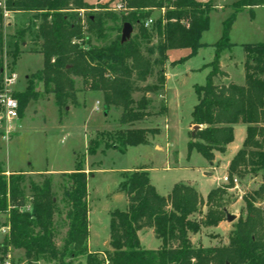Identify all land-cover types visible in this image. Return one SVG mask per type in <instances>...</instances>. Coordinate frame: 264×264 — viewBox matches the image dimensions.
<instances>
[{
	"label": "trees",
	"instance_id": "16d2710c",
	"mask_svg": "<svg viewBox=\"0 0 264 264\" xmlns=\"http://www.w3.org/2000/svg\"><path fill=\"white\" fill-rule=\"evenodd\" d=\"M233 14L222 24L220 39L213 45L212 61L203 86L194 88L197 103L191 113V126L200 130L189 131L188 151L195 150L204 160L212 162L214 154H223L234 139V126H246L242 148L228 167V184L211 190L203 199L191 186L175 184L167 197L158 195L150 184L145 169L126 173L119 185L127 201L125 211L115 210L109 219V247L111 252L88 251L89 221L86 173L76 162L71 173L62 174L69 186L64 193L66 232L62 246L55 243L54 215L58 213L51 181L45 179L40 187L32 186L29 198L31 211H22L25 198L18 183L23 175L6 177L0 171V214H7L8 232L4 237V252L12 248L23 250L27 264H36L40 256L48 255L57 264H264V219L255 206L264 197V185L243 198L244 214L239 216L231 231L228 244L222 247H193L188 234H197L202 228L216 227L225 218L223 197L233 188L235 176L260 174L264 181V39L255 45L243 46L244 84H214V78L227 77L221 70L219 58L229 50L231 27L236 15L264 7V0H239L232 6ZM91 9L84 0H0V82L3 75L4 13L36 14L41 18L38 35L42 40L40 54L42 69L34 74L44 89L52 85L55 105L66 107L67 99L75 102L73 77L80 78L85 89L102 95L104 108L121 109L119 124L132 127L150 116L165 114V105L157 113L148 110L147 93L164 92L166 85L165 62L169 50L188 49L190 56L202 47V33L209 28L210 3L196 0H121V19L138 28V36L114 42L99 48L84 49L80 11ZM163 11L151 29L143 24L155 11ZM110 15V14H108ZM86 30H98L102 18L91 14L86 19ZM158 36L151 45L150 32ZM74 40L76 42H74ZM156 55V56H155ZM155 56V57H154ZM15 61V60H14ZM149 78L154 81L140 87ZM28 80V78H27ZM135 93L143 95L134 100ZM14 98L17 114L27 102L36 100L32 85ZM159 134L155 129L127 128L115 132L112 148L123 154L128 147L148 145L149 137ZM100 136V133L98 134ZM97 136V137H98ZM93 145V147L91 146ZM100 144L92 141L87 156L96 153ZM206 206L202 220L190 219ZM151 229L161 242L158 250H143L138 232ZM85 256L84 263L76 262Z\"/></svg>",
	"mask_w": 264,
	"mask_h": 264
},
{
	"label": "rangeland",
	"instance_id": "374dc122",
	"mask_svg": "<svg viewBox=\"0 0 264 264\" xmlns=\"http://www.w3.org/2000/svg\"><path fill=\"white\" fill-rule=\"evenodd\" d=\"M197 1L210 3L214 7L209 12V28L201 39V43L207 46L197 50L192 56L188 49L167 52L164 92L146 94L150 101L149 112L157 113L164 103L165 114L150 116L132 127L121 126L119 124L121 109L113 106L105 109L99 95L85 89L80 78H72L75 102L72 103L70 99H67L65 108L57 107L54 95L51 93L52 85H49L46 90L43 83L34 77L43 65L42 56L39 54L42 40L38 35L41 18L32 13H4L3 75L14 72L19 77L20 88H23V91L16 88L12 94L13 97L19 96L32 85V91L37 95V99L29 100L23 112L21 111L20 117L14 120L16 122L24 115L25 130L22 131L15 125L6 135L0 127V171L6 177L11 174L23 175L18 183L19 190L25 198L22 211H31L29 198L32 194V186L40 187L45 179L51 181L58 210V213L54 215L55 243L58 248H61L62 238L66 232L64 193L69 186L68 179L62 174L73 172L76 162L80 163L81 169L90 174L87 180L88 251L91 248L93 251L101 250V253L111 252L109 247L110 213L115 210L125 211L127 208L126 197L119 190L125 171L141 168L147 172L151 170L152 179L155 182L156 177L163 178L164 173H160V169L166 164L173 166L177 163L195 167L207 162L195 150L189 152L187 149L188 132L194 131V126L190 125L191 113L197 103L194 88L205 84L208 72L203 66L212 61L213 45L221 37L222 24L233 14L232 6L239 0ZM84 2L91 9L78 13L84 36L88 38V41L83 40L81 46L84 49L99 48L121 39L124 25L121 19L124 12L119 10L121 0H84ZM215 6H221V8L218 9ZM91 14H99L102 22L98 30L88 32L86 19ZM162 14L163 11L155 10L149 18L155 22ZM132 29L129 39L138 36V28L132 26ZM150 35L151 45L156 46L159 39L155 30H152ZM263 35L264 8L252 9L251 13L245 9L236 15L229 34V43L232 47L222 51L219 58V63L221 62L224 69L231 74L234 83H243L244 80L242 47L261 43ZM25 75L26 78H24ZM153 81V78H149L146 83H140L139 86L144 87ZM142 95V93H135L133 99L138 100ZM3 118L0 108L2 127L5 121ZM62 126L66 127V131L60 130ZM127 128H157L159 134L149 137L148 141V145L155 149L153 150L151 146L130 147L123 154L112 148L108 149L115 143V132ZM99 133L100 136H98ZM3 136H8L11 141H2ZM92 141L100 146L94 155H86L83 159ZM8 170L15 171L6 172ZM18 170L22 172H17ZM223 173V169L217 170L214 178H221ZM189 175L187 170L169 171L165 174L166 182L174 177L183 179ZM235 178L237 183L233 188L228 189L223 197L226 211L234 215L235 220L228 223L224 218L220 222V228L214 229L220 225L219 223L216 227L202 228L198 235L189 233L188 238L193 247L226 246L235 222L239 216H245L243 198L258 190L262 184L264 185L260 174L246 175L242 178L235 176ZM223 186H227V183L221 182L217 188ZM255 206L262 211L264 219V197L258 200ZM206 212L207 207L203 206L200 208V214H193L190 219L202 220ZM7 219V214H0V264H27L23 250L9 248L4 252L2 248L4 237L8 232ZM141 238L147 249L157 244V240L150 231L145 232ZM105 241L106 244L103 245ZM84 261L85 256H80L76 260L81 263ZM36 264L57 263L50 256L44 255L38 258Z\"/></svg>",
	"mask_w": 264,
	"mask_h": 264
},
{
	"label": "crops",
	"instance_id": "0c3cea01",
	"mask_svg": "<svg viewBox=\"0 0 264 264\" xmlns=\"http://www.w3.org/2000/svg\"><path fill=\"white\" fill-rule=\"evenodd\" d=\"M215 7L218 8V9L221 8V6H218V7L215 6ZM262 8H264V7H262ZM204 33H202V35ZM202 35H201V39H202ZM201 39H200V43H201ZM263 39H264V35H263ZM201 45H202V47L200 49H202V48L207 46V45H205L203 43H201ZM244 57H245V55L243 53L242 66L244 64ZM220 68L227 75V77L226 78L225 77L214 78V80H213L214 84H218V85H227L229 83H233V84H236V85H243L244 84V80L245 79L243 80V83H241V82L240 83H234V80L232 79L231 74L227 70L224 69V67H223L221 62H220ZM164 69H165V66H164ZM205 70L207 72H209L210 69L206 68ZM243 71H244V68H243ZM165 76H166V73H165ZM24 78H26V75L24 76ZM19 81L20 80H19V77H18V82H17V84L15 86V89L19 88V89H21L20 91H23V88H20L21 86H20V82ZM96 93L102 99V95L100 93H98V92H96ZM15 125L18 126V129H20L22 131L25 130V127H24V125H25V123H24V115H22V117L18 121H16V122L14 121L13 123L10 122L9 124H7L4 121V127H2L1 123H0V127L2 128L3 132L7 131V127L8 126H11V131H12V128L15 127ZM61 128L62 129H60V130L66 131V127L65 126H62ZM245 137H246V126H244V125H236V126H234V139H233V141L227 146L225 153H223V154L215 153L214 154V160L212 162H204L201 165L195 166V167L191 166V165H178L177 163L175 165H173V166L166 164V165L162 166L161 169H160L161 170L160 173H164L163 174L164 175L163 178H162V176L161 177H156L157 181H155V182L152 179V174H151L152 171L149 170L147 173H148V178H149L150 184L155 188V190L158 193V195H160L162 197H167L171 193V190H172L173 186L175 184H180L181 183V184H185V185H189V186L194 187L198 191V194L203 199H206V197L209 194V192L211 190H214L217 187H219L221 182L223 184H226L224 182V178L226 177L229 164H230L231 160L233 159V157L237 154V152L242 148V145H243V142L245 140ZM2 141H5V142L11 141V138H8V136H7V140H3L2 139ZM141 146L149 147L151 145H141ZM128 148H130V147H128ZM152 148H153V150L155 149V147H152ZM219 169H223V171H224L222 177L221 178H219V177L214 178V173L217 172V170H219ZM174 170H187V172H189L190 175L187 176V177H183V179L174 177L172 180L170 179L169 182H166L165 174L167 172H169V171H174ZM14 171L15 170H8L6 172H14ZM17 172H22V170H18ZM129 172H132V171H125L124 174L129 173ZM220 227H221V223H220L219 226H217L214 229H217V228H220ZM148 231H150L151 234H153L151 229H143V230L138 232V239H139L141 248L143 250H150V251L158 250L161 247V242L159 240H157V244L154 245L153 247H151L150 249H147L146 247H144L141 236L145 232H148ZM196 235H198V234H196ZM196 235H190V236L193 237V236H196ZM103 243H104L103 245H105L106 241L103 242ZM91 251L95 252V253L96 252L97 253H101V250L93 251L90 248V252Z\"/></svg>",
	"mask_w": 264,
	"mask_h": 264
},
{
	"label": "built area",
	"instance_id": "2783aa9c",
	"mask_svg": "<svg viewBox=\"0 0 264 264\" xmlns=\"http://www.w3.org/2000/svg\"><path fill=\"white\" fill-rule=\"evenodd\" d=\"M119 10H121V5L119 6ZM153 25V20L149 18L143 24L144 28L151 29ZM18 82V76L14 72H10L8 74L2 75V79L0 82V108L1 113L3 114V119L7 124L16 120L18 118L17 110H18V102L12 96L15 86ZM11 132V126L7 127V131L5 132L8 135ZM3 140H7V136L2 137ZM224 182L228 184L227 176L224 178ZM237 183V179H233V184ZM236 186V185H235Z\"/></svg>",
	"mask_w": 264,
	"mask_h": 264
},
{
	"label": "water",
	"instance_id": "95a60500",
	"mask_svg": "<svg viewBox=\"0 0 264 264\" xmlns=\"http://www.w3.org/2000/svg\"><path fill=\"white\" fill-rule=\"evenodd\" d=\"M132 26L128 23H125L122 28V33H121V42H125L130 38V35L132 33ZM200 126H194L193 129L194 131L200 130ZM235 220V216L232 214H229L225 210V221L228 223H232ZM108 245V244H107Z\"/></svg>",
	"mask_w": 264,
	"mask_h": 264
}]
</instances>
